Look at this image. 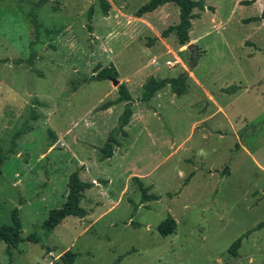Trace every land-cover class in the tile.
Instances as JSON below:
<instances>
[{"label":"rangeland","instance_id":"rangeland-1","mask_svg":"<svg viewBox=\"0 0 264 264\" xmlns=\"http://www.w3.org/2000/svg\"><path fill=\"white\" fill-rule=\"evenodd\" d=\"M105 1L106 12L100 0H0V226L17 207L24 238L12 264H64L67 250L73 264H264V226L228 252L264 221V0H203L190 49L173 30L162 36L176 4L137 17L148 0ZM110 65L133 98L112 159L100 149L124 102L101 109L118 86L84 81ZM182 72L184 94L166 85L140 100L150 76ZM76 168L94 183L79 202L86 215L44 229ZM134 175L160 198L141 202ZM168 215L176 229L161 236Z\"/></svg>","mask_w":264,"mask_h":264},{"label":"trees","instance_id":"trees-1","mask_svg":"<svg viewBox=\"0 0 264 264\" xmlns=\"http://www.w3.org/2000/svg\"><path fill=\"white\" fill-rule=\"evenodd\" d=\"M172 2L176 4L179 8V19L178 23L174 26H170L167 30L162 32V36L166 37L169 31H174L177 42L180 46L187 45L189 43V31L192 28L191 20L197 15L193 12L195 8L200 10L204 9L203 0H148L135 11V16L140 17L145 13L152 12L159 6H162L166 3ZM103 10L106 12L109 7V3L105 0H100ZM250 4V3H247ZM264 13V9H263ZM92 16V8H89L88 18ZM254 20V19H252ZM32 56V54H31ZM29 63H32V58L28 59ZM100 65H97V68ZM118 72L114 66H104L96 74H92L89 78H86L84 81L88 82L91 79H102L117 77ZM187 75L185 72L180 73L174 77H164L158 79L154 76H150L142 84V93L140 100L143 102L149 101L157 91L162 89L164 86L169 85L172 92L179 96L184 94L187 91ZM237 87H233L232 90H236ZM230 90V87L226 89ZM118 97L114 100H109L106 103L101 105V109H108L109 107L124 102L123 111L118 116L117 125L110 131L108 137L101 147V156L103 158H109L113 155L114 147L120 145V142L117 139L118 135L127 136V132L124 127L129 123V120L132 116V103L133 98L129 92L127 86L124 83L118 85ZM19 131L15 134L16 138L19 135ZM12 144H15L14 140ZM5 157L0 155V163ZM79 168L74 169L67 179V192L66 199L63 205L60 208H54L49 211L47 219L43 222L42 226L44 229L51 230L55 228L66 216L72 215L77 217H84L86 215L85 208L79 205L81 197L86 189H89L93 186V182L85 181L80 178ZM1 173V168H0ZM134 184L138 187L141 192V202L158 200L160 195L156 193H149V186H145L144 183L137 176L132 177ZM264 226V221L259 222L254 228L248 230L246 233H243L230 245L228 252L235 256L237 254V249L240 247L241 241L249 233L256 229H260ZM176 229V221L171 216L168 215L157 225V232L161 236H167L174 233ZM38 236L35 233L29 234L26 236L25 240L27 241H38ZM24 240L21 236V220L18 215V209L15 207L11 213V224L0 226V241L6 243L5 253L8 255V261L6 264L13 263V257L11 253V248L15 247L20 241ZM75 253H72L70 250L65 251L60 255V258L63 260L64 264H73Z\"/></svg>","mask_w":264,"mask_h":264},{"label":"crops","instance_id":"crops-1","mask_svg":"<svg viewBox=\"0 0 264 264\" xmlns=\"http://www.w3.org/2000/svg\"><path fill=\"white\" fill-rule=\"evenodd\" d=\"M196 39V38H195ZM193 78H194V80H195V83L197 84V86L199 87V89L201 90V92L204 94V97L205 96H208V97H210V98H212V100L216 103V101H215V99L213 98V96L211 95V93L207 90V89H205L204 88V86L202 85V83L198 80V78L197 77H195L194 75H193ZM165 87V86H164ZM163 87V88H164ZM162 88V89H163ZM161 90V89H160ZM153 98V97H152ZM151 98V99H152ZM150 99V100H151ZM213 107V106H212ZM110 108V107H109ZM221 109H223L222 107H221ZM223 112V111H222ZM113 156V155H112ZM109 157V158H113V157ZM134 176H137V175H134ZM138 177V176H137ZM92 188V187H91Z\"/></svg>","mask_w":264,"mask_h":264},{"label":"water","instance_id":"water-1","mask_svg":"<svg viewBox=\"0 0 264 264\" xmlns=\"http://www.w3.org/2000/svg\"><path fill=\"white\" fill-rule=\"evenodd\" d=\"M194 45V43H188L187 45H186V47L188 48V49H190L192 46ZM110 79H111V81H112V83L114 84V85H119V79L118 78H116V77H110Z\"/></svg>","mask_w":264,"mask_h":264}]
</instances>
